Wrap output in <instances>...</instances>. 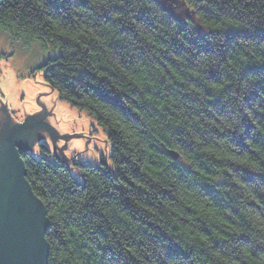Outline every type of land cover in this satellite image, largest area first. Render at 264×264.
<instances>
[{
	"label": "trees",
	"instance_id": "1",
	"mask_svg": "<svg viewBox=\"0 0 264 264\" xmlns=\"http://www.w3.org/2000/svg\"><path fill=\"white\" fill-rule=\"evenodd\" d=\"M164 4L0 0V32L42 42L44 82L116 167L25 156L46 264H264V0Z\"/></svg>",
	"mask_w": 264,
	"mask_h": 264
},
{
	"label": "rangeland",
	"instance_id": "2",
	"mask_svg": "<svg viewBox=\"0 0 264 264\" xmlns=\"http://www.w3.org/2000/svg\"><path fill=\"white\" fill-rule=\"evenodd\" d=\"M58 53V50H51L52 56H56ZM46 58L47 52L40 40L0 32L1 116L14 123L25 114L59 106L60 117L54 131L61 137L65 147L66 167L72 177L80 180L79 171L73 163L96 166L103 160L110 170L116 171L111 159L112 145L105 129L86 110L72 106L68 101L60 99L58 93L44 82L41 65ZM45 149H47V153L44 151ZM169 151L177 153L178 159L174 161H178L179 153L174 150ZM31 155L36 160L44 156L52 162H60L52 155L47 141L34 143ZM27 186L30 196L36 197L31 192L28 183ZM37 202L35 204L46 221L44 227V240H46L49 220L43 204L38 200ZM0 212L4 214L2 208H0Z\"/></svg>",
	"mask_w": 264,
	"mask_h": 264
},
{
	"label": "water",
	"instance_id": "3",
	"mask_svg": "<svg viewBox=\"0 0 264 264\" xmlns=\"http://www.w3.org/2000/svg\"><path fill=\"white\" fill-rule=\"evenodd\" d=\"M164 1L157 3L167 12ZM59 117V106L25 114L14 123L0 114V264H46V221L26 188L16 149L31 154L34 143L47 141L52 155L66 166L65 147L54 131ZM168 155L178 159L173 151Z\"/></svg>",
	"mask_w": 264,
	"mask_h": 264
},
{
	"label": "bare ground",
	"instance_id": "4",
	"mask_svg": "<svg viewBox=\"0 0 264 264\" xmlns=\"http://www.w3.org/2000/svg\"><path fill=\"white\" fill-rule=\"evenodd\" d=\"M157 1V0H156ZM159 5V4H158ZM159 7L161 8V6L159 5ZM162 10V9H161ZM169 11V10H168ZM167 11V12H168ZM42 75H43V73H42ZM46 153L48 152L47 151V149H45L44 150ZM16 153H17V157H18V165L21 163L22 164V166L24 167V162H25V156H27V157H30V158H32V159H34V160H36L31 154H25V153H22V152H20L19 150H17L16 151ZM41 158H46V157H41ZM40 158V159H41ZM23 172H24V174H23V178H24V181L27 183V181H26V179H25V170H23ZM34 200H38V198L37 197H32ZM45 242H46V240H44ZM48 249V248H47Z\"/></svg>",
	"mask_w": 264,
	"mask_h": 264
}]
</instances>
